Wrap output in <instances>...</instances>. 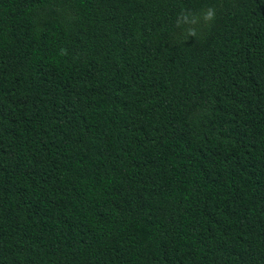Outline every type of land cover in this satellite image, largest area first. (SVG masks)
<instances>
[{
	"label": "trees",
	"instance_id": "16d2710c",
	"mask_svg": "<svg viewBox=\"0 0 264 264\" xmlns=\"http://www.w3.org/2000/svg\"><path fill=\"white\" fill-rule=\"evenodd\" d=\"M0 264H264V0H0Z\"/></svg>",
	"mask_w": 264,
	"mask_h": 264
},
{
	"label": "clouds",
	"instance_id": "9594fccd",
	"mask_svg": "<svg viewBox=\"0 0 264 264\" xmlns=\"http://www.w3.org/2000/svg\"><path fill=\"white\" fill-rule=\"evenodd\" d=\"M212 16H213L212 11H209L208 14H207V16H206V19H211Z\"/></svg>",
	"mask_w": 264,
	"mask_h": 264
}]
</instances>
